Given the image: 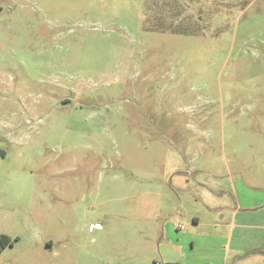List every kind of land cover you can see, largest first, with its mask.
I'll return each instance as SVG.
<instances>
[{
    "label": "rangeland",
    "instance_id": "1",
    "mask_svg": "<svg viewBox=\"0 0 264 264\" xmlns=\"http://www.w3.org/2000/svg\"><path fill=\"white\" fill-rule=\"evenodd\" d=\"M3 235L0 264H264V0H0Z\"/></svg>",
    "mask_w": 264,
    "mask_h": 264
},
{
    "label": "trees",
    "instance_id": "2",
    "mask_svg": "<svg viewBox=\"0 0 264 264\" xmlns=\"http://www.w3.org/2000/svg\"><path fill=\"white\" fill-rule=\"evenodd\" d=\"M8 242L12 243L11 239L8 236L3 235L2 239H1V247L0 248L2 249L4 247H7V245H8L7 243Z\"/></svg>",
    "mask_w": 264,
    "mask_h": 264
},
{
    "label": "flooded vegetation",
    "instance_id": "3",
    "mask_svg": "<svg viewBox=\"0 0 264 264\" xmlns=\"http://www.w3.org/2000/svg\"><path fill=\"white\" fill-rule=\"evenodd\" d=\"M1 239H2V236H0V247H1ZM7 244L9 245L10 242H8ZM8 245H7V246H8ZM4 248H5V247H4ZM4 248H2V249L0 248V252H1Z\"/></svg>",
    "mask_w": 264,
    "mask_h": 264
},
{
    "label": "built area",
    "instance_id": "4",
    "mask_svg": "<svg viewBox=\"0 0 264 264\" xmlns=\"http://www.w3.org/2000/svg\"><path fill=\"white\" fill-rule=\"evenodd\" d=\"M181 228H184L183 226Z\"/></svg>",
    "mask_w": 264,
    "mask_h": 264
}]
</instances>
